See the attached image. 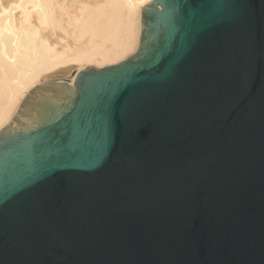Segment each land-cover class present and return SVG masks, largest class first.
Masks as SVG:
<instances>
[{
  "label": "water",
  "instance_id": "obj_1",
  "mask_svg": "<svg viewBox=\"0 0 264 264\" xmlns=\"http://www.w3.org/2000/svg\"><path fill=\"white\" fill-rule=\"evenodd\" d=\"M0 264H264V0L151 1L136 53L33 88Z\"/></svg>",
  "mask_w": 264,
  "mask_h": 264
},
{
  "label": "bare ground",
  "instance_id": "obj_2",
  "mask_svg": "<svg viewBox=\"0 0 264 264\" xmlns=\"http://www.w3.org/2000/svg\"><path fill=\"white\" fill-rule=\"evenodd\" d=\"M151 1L0 0V131L41 81L136 53Z\"/></svg>",
  "mask_w": 264,
  "mask_h": 264
}]
</instances>
